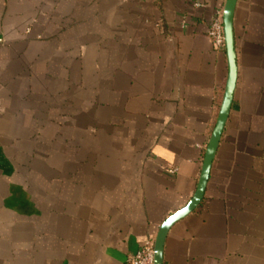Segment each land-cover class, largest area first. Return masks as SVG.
Returning <instances> with one entry per match:
<instances>
[{
	"label": "crops",
	"instance_id": "obj_1",
	"mask_svg": "<svg viewBox=\"0 0 264 264\" xmlns=\"http://www.w3.org/2000/svg\"><path fill=\"white\" fill-rule=\"evenodd\" d=\"M226 1L0 0V264H130L191 200L229 76L208 36ZM234 32L231 114L165 264H264V0H239Z\"/></svg>",
	"mask_w": 264,
	"mask_h": 264
},
{
	"label": "water",
	"instance_id": "obj_2",
	"mask_svg": "<svg viewBox=\"0 0 264 264\" xmlns=\"http://www.w3.org/2000/svg\"><path fill=\"white\" fill-rule=\"evenodd\" d=\"M238 2L239 0H227L224 6L223 23L229 76L217 123L205 152L197 189L191 200L182 209L170 215L161 225L154 243V264H165V246L170 231L176 224L189 217L200 207L207 191L213 164L231 114L238 83V62L234 32V16Z\"/></svg>",
	"mask_w": 264,
	"mask_h": 264
},
{
	"label": "built area",
	"instance_id": "obj_3",
	"mask_svg": "<svg viewBox=\"0 0 264 264\" xmlns=\"http://www.w3.org/2000/svg\"><path fill=\"white\" fill-rule=\"evenodd\" d=\"M195 10L206 9V5L201 1H196L192 4ZM223 9H218L215 11L210 25L208 36L211 39L215 49L217 51L225 50V36H224V23H223ZM183 28H186L187 22H182ZM168 173L170 175H175L177 173L176 169H169ZM154 243L155 240L148 239L142 245L139 251L131 258L130 264H154Z\"/></svg>",
	"mask_w": 264,
	"mask_h": 264
}]
</instances>
